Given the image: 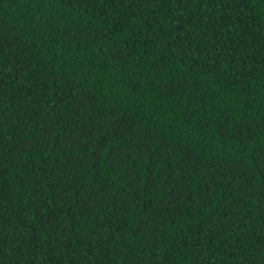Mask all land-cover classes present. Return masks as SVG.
Wrapping results in <instances>:
<instances>
[{"label":"trees","instance_id":"16d2710c","mask_svg":"<svg viewBox=\"0 0 264 264\" xmlns=\"http://www.w3.org/2000/svg\"><path fill=\"white\" fill-rule=\"evenodd\" d=\"M0 264H264V0H0Z\"/></svg>","mask_w":264,"mask_h":264}]
</instances>
